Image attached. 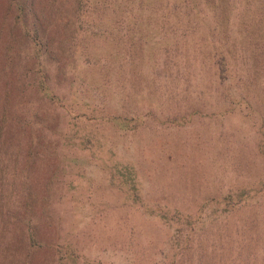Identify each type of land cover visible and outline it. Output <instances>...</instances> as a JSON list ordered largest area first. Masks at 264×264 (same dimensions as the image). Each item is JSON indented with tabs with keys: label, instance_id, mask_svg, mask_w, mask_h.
<instances>
[{
	"label": "rangeland",
	"instance_id": "1",
	"mask_svg": "<svg viewBox=\"0 0 264 264\" xmlns=\"http://www.w3.org/2000/svg\"><path fill=\"white\" fill-rule=\"evenodd\" d=\"M51 70L60 99L36 103L45 145L30 169L25 147L0 154L8 165L4 197H14L11 174L25 178L22 169L42 202L36 220L45 247L31 264L168 262L180 242L179 212L197 220L198 211L214 231L264 247V82L233 100L226 86L212 94L194 87L200 94L185 96L151 87L135 93L133 83L100 90L82 86L71 68L61 83ZM82 75L91 86L98 82V72ZM243 201L256 206L233 208ZM8 222L0 218L5 242Z\"/></svg>",
	"mask_w": 264,
	"mask_h": 264
},
{
	"label": "trees",
	"instance_id": "2",
	"mask_svg": "<svg viewBox=\"0 0 264 264\" xmlns=\"http://www.w3.org/2000/svg\"><path fill=\"white\" fill-rule=\"evenodd\" d=\"M65 67L81 74L82 86L100 90L133 83L135 93L151 87L185 96L200 94L194 87L212 94L226 86L224 95L247 99L254 81L264 82V0H0V154L25 147L31 168L45 145L36 103L60 99L50 87L51 69L61 83ZM84 72H98V82L91 86ZM259 118L264 127V113ZM7 168L0 162V180ZM15 173L14 197L6 199L0 184V218L12 226L6 242L0 233V257L4 264H31L45 247L36 220L42 202L35 201L28 171L21 169L25 178L18 181ZM196 213L200 219L176 215L180 242L162 264H264V247L214 231Z\"/></svg>",
	"mask_w": 264,
	"mask_h": 264
}]
</instances>
